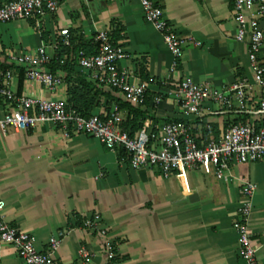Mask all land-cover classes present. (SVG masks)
<instances>
[{"label":"crops","instance_id":"1","mask_svg":"<svg viewBox=\"0 0 264 264\" xmlns=\"http://www.w3.org/2000/svg\"><path fill=\"white\" fill-rule=\"evenodd\" d=\"M7 1L0 0V6ZM154 1L178 36L192 37L201 45L188 47L175 59L160 33L146 23L139 0H60L57 12L40 20L41 30L34 20L0 24V73L12 72L8 86L19 97L66 99V84L51 93L25 76L20 81L23 69L10 64L9 55L33 52L46 44L50 69L57 39H66L61 31L69 30V40L82 38L88 43L98 32L110 30L112 37H118L115 44L130 55L121 66L134 72L135 83L143 81L142 72L149 79L146 103L130 105L145 112L149 131L184 121L169 95L184 79L217 89L243 78L254 83L247 46L236 41L233 0ZM261 28L264 33V19ZM42 30L48 32L46 42ZM259 56L264 60V45ZM106 91L110 112L118 108L125 122L129 110L121 107L127 102L120 93ZM156 96L162 99L157 106ZM107 102L102 99L98 113L105 111ZM5 110L0 100V117ZM232 120L207 116L185 121L195 135L219 140ZM257 121L249 117V122ZM213 127L215 134L209 133ZM188 176L189 191L176 177L164 179L158 169L134 170L126 157L108 151L97 139L83 134L65 137L53 125L40 124L26 132L0 131V199L6 203V220L34 237L41 253L47 251L52 236L66 232L55 254L56 264H81L82 248L93 254L91 264L105 263L104 240L83 227V221L96 214L116 244L112 264H246L234 227L245 181L257 186L248 224L258 249L257 264H264V161L231 163L223 179L201 171ZM0 264L25 263L6 245Z\"/></svg>","mask_w":264,"mask_h":264},{"label":"built area","instance_id":"2","mask_svg":"<svg viewBox=\"0 0 264 264\" xmlns=\"http://www.w3.org/2000/svg\"><path fill=\"white\" fill-rule=\"evenodd\" d=\"M146 23L152 25L163 38L168 50L179 59L184 50L201 44L192 37L178 36L165 18L163 10L154 0H139ZM60 0H9L0 6V24L34 20L41 30L40 20L57 12ZM234 20L237 23L236 41L245 43L254 74V83L247 78L217 89L207 83L182 80L169 95L173 96L184 121H172L157 131H149L148 125L131 137L122 130L123 119L118 108L112 109L107 118L93 114L89 118L74 110H68L66 99L45 100L19 97L8 86L11 71L1 72L4 82L0 84V100L6 110L0 117V131L12 129L26 132L40 124L58 127L65 137L83 134L97 139L108 151L125 153L132 169H158L164 179L176 177L183 188L190 190L189 173L201 171L223 179L230 164H252L264 161V60L259 53L264 45L261 21L264 19V0H233ZM69 30L61 31L64 43L70 46ZM99 44L97 55H79L77 70L88 79L106 89L120 93L127 103L143 106L146 102L148 84L134 82V72L122 67L130 59L123 47L112 40V31L103 30L93 40ZM12 65L22 68L27 81L37 83L55 93L65 85L61 75H54L47 65L50 63L48 46L42 44L35 51L23 50L9 55ZM162 102L156 96L154 105ZM245 115L258 119L230 125L219 140L197 136L185 120H202L207 116ZM257 186L245 181L242 186L243 203L238 209V220L234 223L239 234L241 256L246 264H257V247L253 244L249 229V218L253 211L252 198ZM6 203L0 199V259L4 246H12L25 264H56L55 254L59 250L66 232L59 231L49 240L46 252H38L35 239L22 230L11 226L5 215ZM83 227L92 230L103 240L104 264H112L117 256L116 244L102 225L98 214L83 221ZM93 254L87 248L80 250L81 264H91Z\"/></svg>","mask_w":264,"mask_h":264},{"label":"trees","instance_id":"3","mask_svg":"<svg viewBox=\"0 0 264 264\" xmlns=\"http://www.w3.org/2000/svg\"><path fill=\"white\" fill-rule=\"evenodd\" d=\"M31 25L34 24L31 23ZM42 38L45 42L48 40L47 31L42 30ZM112 40L115 43L118 40V37L114 36L112 37ZM81 52H84L88 56L97 55L99 52V44H96L94 41L84 43L82 38H71L70 46H66L64 40L58 38L56 56L51 62L49 68L54 75H58L59 73L63 74V80L67 87L66 101L68 110H74L85 118H89L93 114L99 115L102 118H107L110 114V94L107 93L104 86L91 82L85 74L80 73L77 70L79 55ZM24 76L25 72L22 70L20 81L23 80ZM141 78L146 83L149 81L148 77L145 76L143 72L141 73ZM103 98H107L108 102L106 103L105 111L98 113L97 109L101 106ZM118 105L120 107L119 103ZM130 105V103H127L121 107H126L129 110V116L127 120L123 122L122 130L127 132L131 137H135L143 128L147 116L145 112L133 108ZM248 122V116L236 115L233 117L232 121H229L225 125V128L230 125L245 124ZM216 130V127H213L209 133L215 134ZM120 154L127 158L125 153L122 152Z\"/></svg>","mask_w":264,"mask_h":264}]
</instances>
